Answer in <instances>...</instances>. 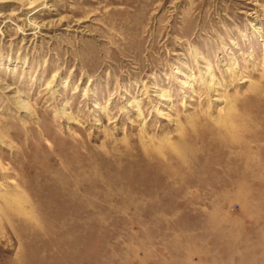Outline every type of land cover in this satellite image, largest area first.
Listing matches in <instances>:
<instances>
[{
	"label": "rangeland",
	"instance_id": "1",
	"mask_svg": "<svg viewBox=\"0 0 264 264\" xmlns=\"http://www.w3.org/2000/svg\"><path fill=\"white\" fill-rule=\"evenodd\" d=\"M33 1H0V264H264V0Z\"/></svg>",
	"mask_w": 264,
	"mask_h": 264
},
{
	"label": "bare ground",
	"instance_id": "2",
	"mask_svg": "<svg viewBox=\"0 0 264 264\" xmlns=\"http://www.w3.org/2000/svg\"><path fill=\"white\" fill-rule=\"evenodd\" d=\"M0 1H6V0H0ZM13 1H17V2H22V3H24V4H26V5H29L28 6V10L30 11L31 9H33L36 5H37V2L38 1H33V2H30V0H13ZM32 1V0H31ZM24 6V5H23ZM33 11V10H32ZM32 11H30V13L32 12ZM29 14V13H28ZM2 17H4L3 16V14H2V12L0 11V18H2ZM28 20V19H27ZM209 73H210V77H211V81H210V83H209V87H210V89L213 87V81H214V79H215V75L213 74V72H212V70H211V68H209ZM50 85V84H49ZM16 104H17V106H18V108L20 109V110H22V111H24L26 114H28V115H30L31 113H32V107H31V105H30V103L29 102H27V101H25V100H23V99H18L17 101H16ZM137 106V105H136ZM138 110H141L140 108L138 109ZM223 110H222V108L220 109V112H222ZM141 112V111H140Z\"/></svg>",
	"mask_w": 264,
	"mask_h": 264
}]
</instances>
